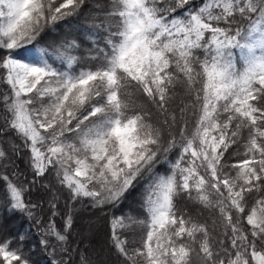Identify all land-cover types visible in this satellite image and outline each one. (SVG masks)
Listing matches in <instances>:
<instances>
[{"label":"snow or ice","instance_id":"6c2138e0","mask_svg":"<svg viewBox=\"0 0 264 264\" xmlns=\"http://www.w3.org/2000/svg\"><path fill=\"white\" fill-rule=\"evenodd\" d=\"M86 7L0 0V138L21 142L0 144L7 213L40 226L49 264H73L75 205L119 209L142 188L143 217L109 219L121 264H264V0H105L78 29ZM50 172L68 200L52 192L44 223L27 194ZM24 239H0V264H34Z\"/></svg>","mask_w":264,"mask_h":264},{"label":"trees","instance_id":"16d2710c","mask_svg":"<svg viewBox=\"0 0 264 264\" xmlns=\"http://www.w3.org/2000/svg\"><path fill=\"white\" fill-rule=\"evenodd\" d=\"M194 2H198V0H194ZM88 7H86L82 14L78 18H70L75 19V27L78 29H83L88 27L90 23V14L95 11V7L97 4L103 5L105 0H87ZM64 22H62V25ZM68 28L65 26H61L58 28L56 33L47 32L41 42L51 41L53 38H59L66 34H68ZM73 35H81L79 31L73 32ZM89 45L86 44V48ZM2 54V53H0ZM7 85L0 82V91L5 90ZM20 140L14 137V134H9L7 137L0 138V144L4 147H11L13 144H20ZM235 147V146H234ZM242 151V149H241ZM229 152H233V149H230ZM228 154H226L227 156ZM171 159H175V153L170 155ZM231 162H236L240 159L237 155H231L229 157ZM28 152L27 150H22L20 157L17 159V163L19 164V168L24 172L28 181H32L33 175L31 169L28 168ZM159 171L163 172L165 170V166H160ZM23 180L24 177H21ZM55 192L59 196V206L61 211L63 212L65 209V204L68 200V193L65 189H63L60 185H58L55 175L53 173H48L44 177H40L36 179L35 186L31 188L30 192L27 194V198H30L33 202H41L44 205V212L40 213L39 218L42 219L44 223H47L50 213L47 210V200L50 198L51 193ZM250 201L252 198H249ZM141 201H142V188L136 189L132 194H130L127 199L124 201L122 206L119 209L108 210L105 209L104 212L99 210H91L88 208L87 203L84 205L76 204L75 208L77 210L76 216L74 217V228L72 233L73 243V251L71 253L73 264H80L81 255H86L90 260L91 264H121V257H118L114 251V249L110 246V229H109V219L112 214L120 215L121 213H132L134 215H139L143 217L144 213L141 209ZM178 207L187 208L189 210L193 209V205L187 201L186 198L178 200ZM107 213V214H105ZM195 214V213H194ZM93 215L99 217L102 221V233H103V241L109 252L107 262L100 260L96 254L91 253L90 247L91 244L89 241L84 240L83 236H80L82 230L81 221L84 217L92 218ZM201 219H208L209 214L204 212L200 217ZM56 221L57 227L63 226V220L61 216H57L54 218ZM211 223V220H209ZM25 234V239L23 241V249L24 253L32 259L34 264H49V260L51 259L47 252L40 246L41 239V228L39 225L35 224L34 221H29L27 219L22 218L19 214L17 215H9L7 213L6 201L3 198L2 192H0V239L4 237H12L16 243H19L18 236L19 234ZM13 246H16L14 243ZM194 264L196 262L194 261Z\"/></svg>","mask_w":264,"mask_h":264},{"label":"rangeland","instance_id":"374dc122","mask_svg":"<svg viewBox=\"0 0 264 264\" xmlns=\"http://www.w3.org/2000/svg\"><path fill=\"white\" fill-rule=\"evenodd\" d=\"M101 223V219L96 215H93L92 218L84 217L81 221L82 230L80 236L82 235L84 240L90 242L91 253L96 254L100 260L107 262L105 259L108 260L109 252L103 241Z\"/></svg>","mask_w":264,"mask_h":264}]
</instances>
